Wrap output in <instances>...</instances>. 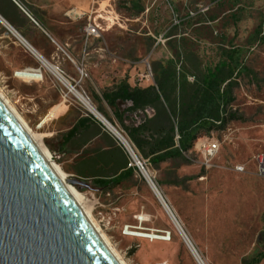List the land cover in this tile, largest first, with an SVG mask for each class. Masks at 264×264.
Listing matches in <instances>:
<instances>
[{"label": "rangeland", "instance_id": "374dc122", "mask_svg": "<svg viewBox=\"0 0 264 264\" xmlns=\"http://www.w3.org/2000/svg\"><path fill=\"white\" fill-rule=\"evenodd\" d=\"M17 1L39 26L33 24L43 27L44 13L27 0ZM64 14L71 23L63 26V31L68 28L70 35L83 33L89 22L101 28L102 38L91 46L103 51L93 53L87 66L79 62L71 70L63 69L78 79V68L86 67L81 87L97 109L96 98L105 81L111 84L109 88L128 79L151 85L154 65L167 63L176 53L194 54L205 69L221 62L226 51H234L239 54L238 64L254 72H243L234 91L233 108L243 121L231 122L222 132L201 135L220 144L209 166L194 149L157 168L141 157L204 264H247L264 256V179L257 175L256 162L264 154V0H71L67 8L54 7L51 18L60 21ZM75 18L80 19L74 22ZM35 60L0 22V93L69 180L81 182L71 185L83 196L86 209L123 264H198L157 196L134 170L110 187L105 182L111 183L115 177L76 173L84 167L82 152L63 151L61 140L44 139L48 120L55 118L51 110L59 103H72L73 112L58 127L93 115L63 99L53 75L41 63L38 68L44 80L27 81L17 76ZM101 126L125 152L119 140ZM114 127L129 141L124 131ZM99 148L102 144L97 141L89 144L86 158L95 156L92 152ZM126 161L129 168L128 158ZM102 164L98 169L111 173L112 166ZM239 165L245 167L244 173L235 171ZM141 234L165 239L137 236ZM258 264H264V259Z\"/></svg>", "mask_w": 264, "mask_h": 264}, {"label": "water", "instance_id": "95a60500", "mask_svg": "<svg viewBox=\"0 0 264 264\" xmlns=\"http://www.w3.org/2000/svg\"><path fill=\"white\" fill-rule=\"evenodd\" d=\"M0 264H123L1 93Z\"/></svg>", "mask_w": 264, "mask_h": 264}, {"label": "trees", "instance_id": "16d2710c", "mask_svg": "<svg viewBox=\"0 0 264 264\" xmlns=\"http://www.w3.org/2000/svg\"><path fill=\"white\" fill-rule=\"evenodd\" d=\"M224 55L215 66L201 69L194 54L176 53L167 63L154 65L153 85L132 87L122 80L113 91L104 92L115 122L155 168L189 153L201 135L222 132L231 122L243 121L233 108L234 91L243 72H254L238 64L236 52L226 51ZM149 110L151 113H147ZM118 183L105 184L114 187ZM263 259L259 255L247 264Z\"/></svg>", "mask_w": 264, "mask_h": 264}, {"label": "crops", "instance_id": "0c3cea01", "mask_svg": "<svg viewBox=\"0 0 264 264\" xmlns=\"http://www.w3.org/2000/svg\"><path fill=\"white\" fill-rule=\"evenodd\" d=\"M27 1V3L32 5L34 9L40 10L44 13L42 22L45 26L36 27L13 0H0V16H2L10 26L21 33V38L23 37L24 41H26L35 52L32 54L33 52L31 51V54L34 55L38 62L35 60V64H31L26 68L40 69L41 67L38 68L39 63L43 65L42 62H48L52 65L59 66L64 70H71L73 69L72 66L77 67L76 64L79 62H82V64H86L85 66H87V61H89V57L93 55V53L99 54L103 51L102 47L91 46L95 41L102 38V34L101 38H87L85 31L77 36L70 35L68 28L67 31H63V26L68 27L71 23V20L65 14L60 21L51 18L54 7L62 9L67 8L70 6L71 0ZM82 1L84 2V0ZM78 19L80 18H75L74 22ZM57 27L60 29L62 28V31L57 30ZM84 65L83 67L86 70ZM126 81L132 87L138 86L141 88H147L154 84L143 86L141 82L136 83L133 79H128ZM120 82L121 81L115 83L112 88H109L111 84H105V81L102 86V92L98 93L96 98L99 108L97 109V107L95 108V106H93L105 119L107 118L109 120L106 119L109 124L118 126L123 131L119 124L115 122L113 108L109 106L103 97L104 92L113 91L115 86ZM52 111H55L54 116H52L55 118L48 120V123L45 126L44 139L49 142H52V140H55V142L61 140L60 148L63 151H75L76 153L82 152L84 167L81 170H78L76 172L77 174L83 177L95 178L115 177V180L112 182L118 180V184H120L123 177L126 175L125 174L121 177V174L123 175L124 171H129V168H124L127 164V155L115 142L113 137L103 130L97 118L94 116H80L79 118H75L73 123L69 126L64 125L63 127H58L62 125V122L68 121L72 117L73 105L68 101H64L54 106L51 112ZM147 113H151L150 110L147 111ZM48 117H51L50 114ZM96 141L97 143L99 142L102 144V148L93 151L92 153L95 154V156L87 159L86 156L90 153L85 149L88 148L89 144ZM101 162L112 166L111 173L103 174L104 172H101L102 168L98 169L99 165L102 164Z\"/></svg>", "mask_w": 264, "mask_h": 264}, {"label": "built area", "instance_id": "2783aa9c", "mask_svg": "<svg viewBox=\"0 0 264 264\" xmlns=\"http://www.w3.org/2000/svg\"><path fill=\"white\" fill-rule=\"evenodd\" d=\"M13 1L30 18L32 23H34L36 26H39L38 22L25 10V8L17 0H13ZM84 31L87 38L90 37L101 38V28L95 22L89 23ZM55 68H56L55 74L53 73L51 74L53 75L57 85L60 87L62 91L63 99L74 101L81 107L85 108L87 111H88L87 107L89 106L91 108H94L90 97L81 87V83L83 82V79L86 76L85 68H78L79 71L78 79L71 77L59 66H55ZM88 113L93 115L89 111ZM100 123L105 128H107L102 122ZM110 126H112L114 129H117L111 124ZM108 131L113 135V133L109 129ZM125 141H126V145L122 144L121 142L120 143L122 144L125 153L127 154V158L129 160V165H128L129 169L134 170L135 173L139 177H141L148 184L149 187L152 186L156 187L154 179L149 172V166L147 165V162L142 159L141 154L131 142H129L127 139H125ZM219 150H220V144L214 139L210 140L208 138L199 139L194 146V151L198 155H200L204 165L206 166H209L210 163L215 159ZM256 162H257V175L260 178L264 179V154L259 155L256 158ZM235 171L238 173H244L245 167L241 165L236 166Z\"/></svg>", "mask_w": 264, "mask_h": 264}, {"label": "bare ground", "instance_id": "6f19581e", "mask_svg": "<svg viewBox=\"0 0 264 264\" xmlns=\"http://www.w3.org/2000/svg\"><path fill=\"white\" fill-rule=\"evenodd\" d=\"M0 22L4 25V27L11 33L13 34L23 45L24 47L32 54H34V50L33 48L26 43V41H24V38L22 39L20 34L12 27L10 26L3 18L2 16H0ZM32 51V52H31ZM43 65L46 67V69L48 71H50L51 73L55 74L56 72V68L55 65H52L50 63H46V62H42ZM17 76L21 77L24 80L27 81H32V80H43L44 74L42 69H37V68H29V69H24L20 72L17 73ZM3 96V95H2ZM7 101V100H6ZM8 102V101H7ZM13 109V108H12ZM88 111L91 112L100 122H102L115 136V138H117L119 140V142H121L122 144L126 145V141H125V137L117 130L114 129L112 126H110V124L108 123V121L95 109V108H91L90 106L87 107ZM14 112L17 114V112L15 111V109H13ZM18 115V114H17ZM19 116V115H18ZM20 117V116H19ZM21 121L25 124V126L29 129V131L31 132V134L35 137V139L38 141L41 149L43 150V152L45 153V155L48 157V159L50 160V162L53 164V166L55 167L56 171L58 172V174L60 175V177L63 179V181L65 182V184L68 186L69 190L78 198V200L80 201V203L82 204L83 208L88 212V214L91 216V214L89 213V211L86 209L85 206V202L83 199V196L70 184L69 182V178L64 174V172L62 171V169L60 168V166H58L52 159L51 153L49 152V150L43 146V144L40 143V141L37 139L36 135L31 131V129L28 127V125L25 123V121L20 117ZM152 189V191L154 192V194L157 196L158 200L161 202V204L163 205L164 209L166 210V212L168 213V215L171 217V219H173L174 213L172 211H170V209L168 208V205L166 204L165 200L163 199V197L160 195V191L157 189V187H150ZM91 218L93 219V217L91 216ZM176 218V217H175ZM94 221V219H93ZM95 222V221H94ZM96 224V223H95ZM97 225V224H96ZM180 225V224H179ZM97 227L99 228V226L97 225ZM100 230V229H99ZM103 234V233H102ZM137 236H141L144 238H148V239H165L164 237L161 236H156V235H152V234H144V235H137ZM105 237V236H104ZM106 239V237H105ZM107 240V239H106ZM188 239L185 240V242L187 243L189 249L191 250L192 254L194 255L195 259L197 260L198 264H204L202 262V260L200 259V256L198 255V253L196 252L195 248L191 245L190 241ZM112 248V247H111ZM113 249V248H112ZM114 251V249H113ZM115 252V251H114ZM115 254L117 255V253L115 252ZM117 257L119 258V256L117 255ZM120 259V258H119ZM121 261V259H120ZM122 262V261H121ZM123 263V262H122Z\"/></svg>", "mask_w": 264, "mask_h": 264}]
</instances>
